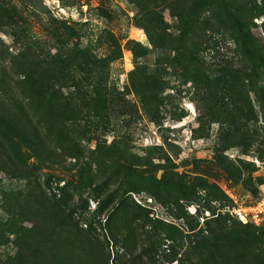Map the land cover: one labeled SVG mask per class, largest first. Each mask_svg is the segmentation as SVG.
<instances>
[{
    "label": "rangeland",
    "instance_id": "1",
    "mask_svg": "<svg viewBox=\"0 0 264 264\" xmlns=\"http://www.w3.org/2000/svg\"><path fill=\"white\" fill-rule=\"evenodd\" d=\"M0 5V264H264V0Z\"/></svg>",
    "mask_w": 264,
    "mask_h": 264
},
{
    "label": "built area",
    "instance_id": "2",
    "mask_svg": "<svg viewBox=\"0 0 264 264\" xmlns=\"http://www.w3.org/2000/svg\"><path fill=\"white\" fill-rule=\"evenodd\" d=\"M240 219L244 223L252 221L258 226H264V199L258 201L252 206H248L242 212H240Z\"/></svg>",
    "mask_w": 264,
    "mask_h": 264
},
{
    "label": "trees",
    "instance_id": "3",
    "mask_svg": "<svg viewBox=\"0 0 264 264\" xmlns=\"http://www.w3.org/2000/svg\"><path fill=\"white\" fill-rule=\"evenodd\" d=\"M0 15H2L1 16L2 18H5L7 20L6 24L12 28H19L20 29V28H22V25H25L24 18L22 16L18 15V12L16 9L8 10V9L4 8V6L0 5Z\"/></svg>",
    "mask_w": 264,
    "mask_h": 264
}]
</instances>
